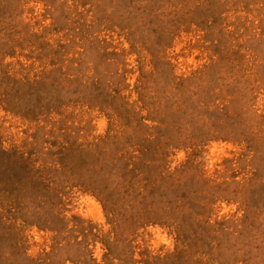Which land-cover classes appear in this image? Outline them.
I'll return each mask as SVG.
<instances>
[{
	"label": "rangeland",
	"instance_id": "obj_1",
	"mask_svg": "<svg viewBox=\"0 0 264 264\" xmlns=\"http://www.w3.org/2000/svg\"><path fill=\"white\" fill-rule=\"evenodd\" d=\"M0 264H264V0H0Z\"/></svg>",
	"mask_w": 264,
	"mask_h": 264
}]
</instances>
